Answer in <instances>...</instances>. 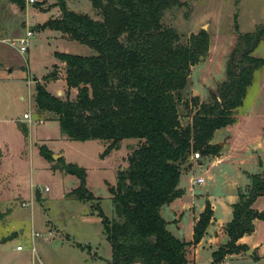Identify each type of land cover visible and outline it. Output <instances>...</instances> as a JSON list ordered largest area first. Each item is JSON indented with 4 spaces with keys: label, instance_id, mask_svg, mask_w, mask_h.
<instances>
[{
    "label": "trees",
    "instance_id": "trees-1",
    "mask_svg": "<svg viewBox=\"0 0 264 264\" xmlns=\"http://www.w3.org/2000/svg\"><path fill=\"white\" fill-rule=\"evenodd\" d=\"M10 1L20 8L26 3ZM90 1L99 17L69 9L67 0H56L60 13L38 25L58 29L96 52L84 55L56 50L55 55L64 62L68 90L61 96L45 86V81L56 80L61 73L54 64L42 81L35 80L37 112L59 120L62 135L69 139L103 140L102 155L119 148L124 139L137 140L110 188L115 216H106L95 201L111 247L109 264H193L187 249L203 237L212 219L211 202L206 199L198 213L191 240L180 239L168 229L161 208L184 192L179 181L191 166L193 151L203 155L220 152L214 132L237 120V109L254 73L264 64L263 56L253 54L264 40V20L241 33L235 19L237 37L226 59L225 78L211 91L210 99L201 100L197 95L187 99L183 90L193 64L209 51L210 35L200 28L183 42L180 32L163 22L165 11L183 2ZM74 87L76 93L71 97L69 91ZM180 103L190 112L186 123L180 116ZM18 125L23 132L27 130L26 123ZM40 153L51 156L45 144ZM57 161L56 167L79 178L68 195L93 199L86 187L85 167L65 161L62 154ZM248 183L246 189L238 190L231 219L224 224L228 239L212 251L209 264L247 250L249 246L239 239L254 230L255 219L264 221V208L253 205L264 195V170L249 173Z\"/></svg>",
    "mask_w": 264,
    "mask_h": 264
},
{
    "label": "rangeland",
    "instance_id": "rangeland-1",
    "mask_svg": "<svg viewBox=\"0 0 264 264\" xmlns=\"http://www.w3.org/2000/svg\"><path fill=\"white\" fill-rule=\"evenodd\" d=\"M25 1L20 8L15 2L0 0L1 40L21 36L27 28L34 30L22 54L0 40V264H109L111 247L95 201L106 216H115L110 188L116 182L118 168L127 165V156L137 140L124 139L119 148L102 155L106 145L103 140L69 139L62 135L59 120L37 112L32 96L35 80L42 81L43 75L53 70L58 62L56 50L84 55L96 51L75 38L63 37L58 29L38 26L58 13L56 0ZM181 1V5L165 11L163 22L176 28L183 42L200 28L209 32V51L193 64L183 90L187 99L197 95L208 100L225 78L226 59L237 37L235 19L241 33L253 30L264 20V0ZM67 7L99 17L90 0H67ZM253 54L264 57V40ZM59 69L63 77L64 71ZM252 80L237 109V120L214 132L213 141L220 143L218 155L224 157L216 160L202 153L195 157L199 150L193 151L191 166L179 181L184 192L173 203L163 204L161 215L180 239L193 238L192 206L199 209L208 196L216 216L226 220L230 213L227 202L238 190L248 187L249 173L264 170V64ZM45 83L56 95L64 96L68 90L62 78ZM69 92L74 97L76 88ZM179 107L182 122H188L189 110L182 103ZM25 111H30L33 119L42 116L45 121L31 122L23 116ZM24 121L27 130L23 132L18 124ZM42 144L49 148L50 157L40 153ZM54 154L85 167L86 187L93 199L68 195L79 178L56 167L59 157L54 158ZM197 176H202L203 182L194 183ZM185 203L191 208H185ZM255 206L264 208V195L255 199ZM32 230L39 232L33 239L35 249L31 247ZM221 235V241H226L228 236ZM17 242L23 245L22 251L16 249ZM248 242L254 244L258 256L227 255L222 264H264L262 219H257ZM217 244L198 245L193 264H209Z\"/></svg>",
    "mask_w": 264,
    "mask_h": 264
},
{
    "label": "crops",
    "instance_id": "crops-1",
    "mask_svg": "<svg viewBox=\"0 0 264 264\" xmlns=\"http://www.w3.org/2000/svg\"><path fill=\"white\" fill-rule=\"evenodd\" d=\"M58 13L56 14V15H58L59 13H60V9H58V11H57ZM53 17H55V16H53ZM31 29V28H30ZM33 32H34V30L33 29H31ZM62 36L63 37H67V38H69L68 36H67V34H65V33H63L62 32ZM54 64H57L58 65V68H62L63 69V66H64V62L63 61H61L60 59H58V62H56V63H54ZM34 77H36V76H33V78ZM38 78V77H37ZM59 78H62L63 79V81H64V84H65V79L63 78V77H61V76H59L57 79H59ZM39 79V78H38ZM56 79V80H57ZM46 84V83H45ZM66 85V84H65ZM71 89H73V88H71ZM71 89H70V91H71ZM50 90V89H49ZM52 93H54L52 90H50ZM57 92H59L60 90L59 89H57L56 90ZM32 95V94H31ZM33 96V95H32ZM42 117V116H41ZM40 116H39V118H41ZM43 118V117H42ZM44 119V118H43ZM23 123H25V121L23 122ZM61 155V154H60ZM212 157H215V159L216 160H221L224 156H223V154L222 155H218V154H213V156ZM197 162L198 163H201L202 162V159H198L197 160ZM180 185V184H179ZM182 186V185H181ZM183 187V186H182ZM178 198V197H177ZM177 198H175V199H173L172 201H170V202H168V203H173V201H175ZM208 200V201H210V199L208 198V196H206L205 197V200ZM236 199H237V193H235V195H234V197H232L231 198V200L229 201V202H227V204H228V207H229V216H227L228 218L226 219V220H222V221H220L219 220V218L216 216V213H215V206L213 205V203L211 202V204H212V208H213V214H212V219H211V221H210V223H209V225L207 226V228H206V231H205V233L203 234V237L201 238V240L200 241H198V243L197 244H195V245H190L189 247H188V249H187V253H188V258L193 262V260H194V255H195V253H194V251H195V249L198 247V245H206V244H211V243H213V242H216V243H223V242H226V241H221V237H222V235L221 234H225L226 235V232L224 231V224L227 222V221H229L230 219H231V212H232V202H234V201H236ZM204 200V201H205ZM167 203V204H168ZM254 207L255 208H257L256 206H255V202H254ZM184 207L185 208H191L190 206H189V204L188 203H185L184 204ZM193 207V209H194V214H193V217H192V219H193V225H194V223H195V221L197 220L196 218H197V215H198V213L203 209V207H204V205H202L199 209H195V206H192ZM162 208H163V206H162ZM162 208H161V210H162ZM227 208V207H226ZM258 209V208H257ZM258 219V218H257ZM257 219H255V224H256V222H257ZM175 220H177V219H175ZM167 227H168V225H167ZM20 231L22 232V229H20ZM251 233V232H250ZM250 233L249 234H246V235H244V236H242L240 239H239V241H241V242H243V243H246L248 246H249V248L247 249V250H245L244 252H240V253H232V254H229V255H236V256H240V257H245V256H249V255H255V256H258V254H257V251H256V248H255V246H254V244H252V243H250V242H248V237H249V235H250ZM50 234H51V232H50ZM228 236V235H227ZM228 239V238H227ZM6 240V239H5ZM19 242H17L16 243V245L18 244ZM218 245V244H217ZM16 247V246H15ZM32 247V246H31ZM34 247H35V245H34ZM17 249V248H16ZM24 249V248H23ZM23 249H17L18 251H22ZM35 249V248H34ZM249 250V251H248ZM224 260H225V258H224ZM224 260H222L221 262H219V263H215V264H222L223 263V261ZM210 263V262H209Z\"/></svg>",
    "mask_w": 264,
    "mask_h": 264
},
{
    "label": "built area",
    "instance_id": "built-area-1",
    "mask_svg": "<svg viewBox=\"0 0 264 264\" xmlns=\"http://www.w3.org/2000/svg\"><path fill=\"white\" fill-rule=\"evenodd\" d=\"M31 1H34V0H31ZM33 34V31L30 29V28H27L24 33L21 34V36H18V37H14V38H4L3 40L1 41H5L7 42L9 45H11L12 47H14L18 52H20L21 54L22 53H25V51H27L28 49V46H29V42H30V38ZM30 81V80H29ZM28 81V82H29ZM23 116L28 119L29 121H33V122H43L45 121L42 117L41 118H35L33 119L32 115H31V112L30 111H25L23 113ZM195 157H199L200 156V152L199 151H195ZM203 177L202 176H197L193 181L194 183L196 182H203ZM35 236H39V232L35 231V230H32L31 231V240L34 239ZM16 248L17 249H22L23 248V245L21 243L17 244L16 245ZM32 248L34 249V240H33V244H32ZM133 264H140L138 262H135Z\"/></svg>",
    "mask_w": 264,
    "mask_h": 264
},
{
    "label": "water",
    "instance_id": "water-1",
    "mask_svg": "<svg viewBox=\"0 0 264 264\" xmlns=\"http://www.w3.org/2000/svg\"><path fill=\"white\" fill-rule=\"evenodd\" d=\"M219 144H220V143H219ZM59 156H60V154H59V155H58V154H54V155H53L54 158H58ZM248 251H249V250H248Z\"/></svg>",
    "mask_w": 264,
    "mask_h": 264
}]
</instances>
